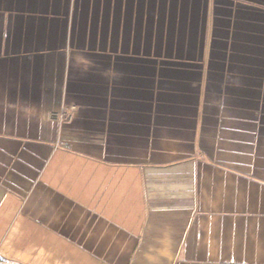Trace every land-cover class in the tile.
I'll return each mask as SVG.
<instances>
[{"label": "crops", "instance_id": "0c3cea01", "mask_svg": "<svg viewBox=\"0 0 264 264\" xmlns=\"http://www.w3.org/2000/svg\"><path fill=\"white\" fill-rule=\"evenodd\" d=\"M3 223L63 264H264V0H0Z\"/></svg>", "mask_w": 264, "mask_h": 264}, {"label": "rangeland", "instance_id": "374dc122", "mask_svg": "<svg viewBox=\"0 0 264 264\" xmlns=\"http://www.w3.org/2000/svg\"><path fill=\"white\" fill-rule=\"evenodd\" d=\"M4 226L3 223L0 229L3 230ZM29 238L26 232L17 235L16 228L13 227L8 236L3 239L0 262L2 264H63L60 252L54 253L50 250L46 252L48 254L37 253V243L33 244Z\"/></svg>", "mask_w": 264, "mask_h": 264}, {"label": "built area", "instance_id": "2783aa9c", "mask_svg": "<svg viewBox=\"0 0 264 264\" xmlns=\"http://www.w3.org/2000/svg\"><path fill=\"white\" fill-rule=\"evenodd\" d=\"M74 110H75L74 108H70V109L62 108L60 113L57 115H52V118H54L57 122H67L70 120L68 112ZM0 264L2 263L0 262Z\"/></svg>", "mask_w": 264, "mask_h": 264}]
</instances>
